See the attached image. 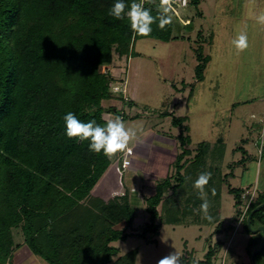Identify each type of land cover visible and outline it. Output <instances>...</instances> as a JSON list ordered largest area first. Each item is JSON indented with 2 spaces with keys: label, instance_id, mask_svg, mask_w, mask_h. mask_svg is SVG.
<instances>
[{
  "label": "trees",
  "instance_id": "obj_1",
  "mask_svg": "<svg viewBox=\"0 0 264 264\" xmlns=\"http://www.w3.org/2000/svg\"><path fill=\"white\" fill-rule=\"evenodd\" d=\"M124 2L130 6L133 0ZM114 3L0 0V264L14 245V228L20 229L31 252L48 264H135L138 249L114 259L117 251L111 246L131 235L135 209L128 191L109 198L94 195L110 167L108 155L90 151L87 140L68 138L63 117L73 112L83 122L95 120L104 126L102 102L113 99L110 88L115 79L103 68L114 54L126 57L136 39H176L173 22L159 26V16H172L176 6L174 1L143 0L156 18L151 32L143 34L133 28L128 8L123 19L109 14ZM197 59L195 74L201 79L208 60ZM184 119L172 117V124L182 125ZM205 149L196 151L187 166L183 158L189 150L184 149L175 158L174 176L157 183L154 194L144 199L148 221L139 236L147 244H156L158 219L172 226L199 223L193 216L195 209L201 211L206 189L193 193V182L206 173ZM229 193L234 206L240 207L243 191L230 188ZM206 194L211 197L209 191ZM261 204L263 195L250 203L246 218ZM220 246L218 242L210 247L196 264H212ZM262 254L264 248L258 255ZM180 264L192 262L181 256Z\"/></svg>",
  "mask_w": 264,
  "mask_h": 264
},
{
  "label": "rangeland",
  "instance_id": "obj_2",
  "mask_svg": "<svg viewBox=\"0 0 264 264\" xmlns=\"http://www.w3.org/2000/svg\"><path fill=\"white\" fill-rule=\"evenodd\" d=\"M193 1L187 0L186 6L174 2L172 36L176 39H136L126 57L114 54L112 63L103 71L115 79L113 85H125L126 93L113 94L108 103L119 104L110 115L121 117L126 127L135 132L129 145L140 136L142 128L156 127L154 133L159 130L157 135L176 142V156L185 148L189 150L183 158L186 166L196 151L206 147L205 172L211 173V179L203 197L209 208L207 213L195 209L193 218L199 223L189 226L167 225L158 219L157 243L152 245L139 236L148 221L143 203L142 209L135 208V220L128 230L131 235L111 244L117 251L114 259L138 249L135 264H157L175 251L196 264L219 242L212 264H253V252L263 238V231H256L259 221L264 227V206L257 210L259 220L254 215L251 224L245 208L249 201L253 203L259 195L264 196V21L260 19L264 16V0ZM240 34L247 37L244 49L234 44ZM197 56L209 59L201 79L195 74L200 63ZM166 112L169 119L164 116ZM133 114L137 119L131 118ZM172 116L186 119L182 125H173ZM181 143L185 148L180 147ZM151 158L146 159L145 170L152 174L155 162L159 179L166 173L174 176V162L169 165L160 156ZM126 175H122V185L127 183ZM193 188V193L199 190ZM230 188L243 191L240 207L234 206ZM217 190L219 196L215 198ZM149 194H153L152 189L146 192ZM158 210L162 214L160 207ZM23 240L20 229H12L14 245L4 264H48L34 255ZM255 263L264 264V254L257 255Z\"/></svg>",
  "mask_w": 264,
  "mask_h": 264
},
{
  "label": "clouds",
  "instance_id": "obj_3",
  "mask_svg": "<svg viewBox=\"0 0 264 264\" xmlns=\"http://www.w3.org/2000/svg\"><path fill=\"white\" fill-rule=\"evenodd\" d=\"M167 2V0H165ZM128 8L126 15L130 19L134 29L143 34L151 32V25L155 19L151 10L144 7L143 0L136 2L133 0L131 5H127L124 0H115L109 14L116 19H123L125 9ZM171 9L165 8V13ZM261 21H264L262 16ZM172 23L170 15L159 16V26L161 28ZM238 49H244L247 45V37L240 34L234 41ZM106 124L101 126L95 120L83 122L77 118L73 112H68L64 115L65 134L70 139H79L81 141H89V150L95 153L103 152L105 155H114L119 151H124L128 148L129 142L135 136V132L127 128L123 119L119 116L106 115ZM211 179V173H201L195 181V187L203 192L204 187ZM141 201V200H140ZM142 202V201H141ZM201 210L207 213L209 208L208 202L205 200L201 204ZM211 219V217H208ZM157 264H180V255L177 252H171L168 255L158 260Z\"/></svg>",
  "mask_w": 264,
  "mask_h": 264
},
{
  "label": "crops",
  "instance_id": "obj_4",
  "mask_svg": "<svg viewBox=\"0 0 264 264\" xmlns=\"http://www.w3.org/2000/svg\"><path fill=\"white\" fill-rule=\"evenodd\" d=\"M204 1V0H202ZM124 58V57H121ZM208 59V57H207ZM209 60V59H208ZM110 66V65H108ZM107 66V67H108ZM205 70V69H204ZM203 70V71H204ZM190 98V96L188 97ZM111 100L103 101L102 106L106 110L103 117L105 119L106 115H109L116 112V108L119 104H115L114 102L108 103ZM121 104V102H120ZM109 106V108L107 107ZM166 117L170 116L169 112H166ZM131 118L137 119L138 116H135L136 114H133ZM173 117V116H172ZM176 118V117H175ZM169 119V117H168ZM186 119V118H185ZM147 127V124H145ZM151 127V126H150ZM142 128V127H141ZM153 128V127H151ZM156 128V127H155ZM153 128V129H155ZM153 129H147L143 130V128L139 131V137L135 138L132 142V145H128L129 148L133 150L132 154L129 156V167L126 171H124L126 175V184L122 185L121 178L124 173L121 174L119 177L118 172H120L119 164L120 159L123 155V151H119L115 153L114 155H108V159L110 162V167L108 171L105 173V175L101 178L97 186L95 187L93 193L97 196H104L106 198L112 197L113 195H117L120 193H123V191L126 189L128 191L129 196V202L130 204L135 208L142 209L144 199L147 197H150L154 194V188L157 183H159L161 180L165 179L168 175L165 174V178H158V169L153 162V172L152 174L145 170V167L147 166L145 164L146 159H150V157L153 156L152 159H155L156 157L160 156V158L163 160H167V163L172 164L175 161L176 158V142L173 141L171 138L163 137L160 135H157V132H160L159 130L154 133ZM157 130V128H156ZM163 131V130H162ZM165 134L168 136V134L165 132ZM169 137V136H168ZM173 137V136H170ZM185 148V146L183 147ZM187 149V148H185ZM188 150V149H187ZM155 170V171H154ZM139 171L141 172L140 176ZM163 175V174H162ZM158 178V179H157ZM155 180V183L153 182ZM149 189H152L153 194H149L150 196L146 195V192H148ZM142 202H141V201ZM156 240V239H155ZM157 243V240H156ZM112 244V243H111ZM153 245V244H152ZM139 254V251H138ZM137 254V256H138ZM119 257V256H118ZM137 258V257H136ZM116 259V258H115ZM136 262V260H135Z\"/></svg>",
  "mask_w": 264,
  "mask_h": 264
},
{
  "label": "built area",
  "instance_id": "obj_5",
  "mask_svg": "<svg viewBox=\"0 0 264 264\" xmlns=\"http://www.w3.org/2000/svg\"><path fill=\"white\" fill-rule=\"evenodd\" d=\"M168 1H174V2H178L180 3L182 6H186L187 5V0H168ZM112 94H117V93H121V94H125V85L123 87L120 86H115V85H111L110 88ZM133 150L131 148H127L126 150L123 151V155L121 157V169L120 173H123L124 171L127 170L128 166H129V156L132 154ZM242 199H244V195H242ZM250 204V201L248 203V206ZM248 206H246L245 211L248 209ZM245 214V213H244Z\"/></svg>",
  "mask_w": 264,
  "mask_h": 264
},
{
  "label": "water",
  "instance_id": "obj_6",
  "mask_svg": "<svg viewBox=\"0 0 264 264\" xmlns=\"http://www.w3.org/2000/svg\"><path fill=\"white\" fill-rule=\"evenodd\" d=\"M119 168L121 169V162H120V164H119ZM264 206V204H261V205H259V206H257L251 213H254L255 211H257L259 208H262ZM250 213V214H251ZM249 219H250V215L248 216V221H249ZM258 231H263V238H262V241H261V243H260V246H259V248L255 251V252H253L254 254H253V256H252V261H253V264H256L255 263V258H256V256L263 250V248H264V227H259V229L256 231V232H258Z\"/></svg>",
  "mask_w": 264,
  "mask_h": 264
}]
</instances>
